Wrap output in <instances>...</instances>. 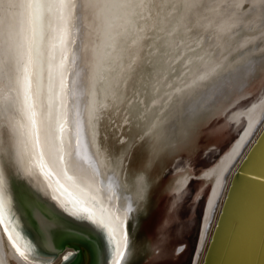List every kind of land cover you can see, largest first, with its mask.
Masks as SVG:
<instances>
[{
    "label": "bare ground",
    "instance_id": "obj_1",
    "mask_svg": "<svg viewBox=\"0 0 264 264\" xmlns=\"http://www.w3.org/2000/svg\"><path fill=\"white\" fill-rule=\"evenodd\" d=\"M16 1L12 10L19 12L18 22L15 20L19 24L26 14L25 2ZM41 1L39 28L42 26L43 34L32 58V77L52 147H47L51 150L48 157L42 151L43 167L47 168L46 174L56 178L55 184L63 187L75 206L93 210L106 230L115 231L112 236L116 235L115 226H122L125 239L115 247L110 264H126L131 253L129 223L137 215L148 186L146 174L139 180L137 172L128 181V167L142 151L138 147L131 152L130 164L127 162L126 156L135 141L132 136L137 132L140 135L136 140L148 141L145 122L153 127L162 116L170 128L163 141L165 152L197 115L212 110L208 103L214 92L228 83V94L237 89L240 94L248 74L251 72L253 79L258 76L256 64L260 67L256 66L258 72L264 67V0H130L126 7H110L112 0H37ZM245 2L249 6L247 11L241 7ZM32 10L30 6L29 14ZM87 21L95 24L94 40L99 52L93 105L103 120L89 155L74 142L65 119V94L71 84L74 58L71 47L80 25ZM242 27L250 32L235 35ZM35 69L39 70L38 79ZM189 89H193L190 94ZM263 118L264 103L258 106L256 99L237 112L234 120L246 122L243 135L197 176L203 183L212 184L197 250L205 240L227 176ZM117 120L121 127L114 131ZM132 121L139 122L140 127L127 137L122 131L125 126H132ZM110 123L115 126L111 130L120 145L113 149V154L109 142L104 145L101 136L103 125L108 127ZM156 136L159 138V134ZM153 152L148 168L160 154ZM186 171L174 174L173 195L179 194L193 177ZM5 215L1 205L0 264H58L71 256L68 249L53 260L34 257ZM10 237L25 256L16 252Z\"/></svg>",
    "mask_w": 264,
    "mask_h": 264
},
{
    "label": "water",
    "instance_id": "obj_2",
    "mask_svg": "<svg viewBox=\"0 0 264 264\" xmlns=\"http://www.w3.org/2000/svg\"><path fill=\"white\" fill-rule=\"evenodd\" d=\"M23 2L26 14L18 24L19 12L12 10L17 1L0 0V211L2 205L34 257L53 260L69 249L71 256L58 264H110L119 238L107 234L93 210L75 206L43 167L51 141L32 77L43 6ZM25 76L31 78L27 99ZM260 121L227 176L192 264H264V118Z\"/></svg>",
    "mask_w": 264,
    "mask_h": 264
},
{
    "label": "rangeland",
    "instance_id": "obj_3",
    "mask_svg": "<svg viewBox=\"0 0 264 264\" xmlns=\"http://www.w3.org/2000/svg\"><path fill=\"white\" fill-rule=\"evenodd\" d=\"M241 7L247 11L249 6L245 2ZM247 15L251 16L250 13ZM95 32V24L92 21L84 22L79 27L71 47L74 57L71 84L65 94L66 125L70 136L86 155H89L92 141L103 122L93 105L94 71L99 57L94 40ZM247 32L250 31L242 27L235 35H244ZM256 66L259 67L258 64ZM256 66L255 74L258 76L253 79L254 76L250 72L244 80L240 94H237L240 89L228 94V83L221 88V92H214L208 103L213 107L212 110L197 115L193 123L182 129L179 137L165 152H162L163 141L170 128L166 127L162 116L157 118L153 127L145 122V129L148 128L149 131H146L148 141L136 140L140 135L137 132L134 134L137 136H132L135 141L126 156L127 162L130 164L131 152L138 150V147H141L142 151L139 157L131 162L132 166L128 167V181L131 182L133 175L138 172L139 180L146 174L148 186L138 205L137 215L129 223L131 253L126 264H192L204 208L212 186L210 183H203L197 176L210 166L232 141L240 139L243 135L246 122L244 119L240 123L236 122L235 114L249 107L254 99L257 100L258 106L264 103V67L258 72ZM189 90L187 93H192L193 89ZM226 90L228 96L225 94ZM131 124L132 126H125L122 131L127 137H131V133L140 127L139 122L132 121ZM103 126V144L109 142L113 154V149L120 146L116 144L117 136L115 137L111 130L115 126L111 127V123L108 127ZM116 127L114 131L121 127L120 120H117ZM153 151H160V154L151 162L152 167L149 170L150 167L147 166L150 156L154 155H150ZM183 170L190 171L193 177L179 194L173 195L171 182L174 174ZM121 227L115 226V239L119 238L118 240L123 242L125 237ZM107 231L110 236L115 232L112 231V234L110 228Z\"/></svg>",
    "mask_w": 264,
    "mask_h": 264
},
{
    "label": "snow or ice",
    "instance_id": "obj_4",
    "mask_svg": "<svg viewBox=\"0 0 264 264\" xmlns=\"http://www.w3.org/2000/svg\"><path fill=\"white\" fill-rule=\"evenodd\" d=\"M130 3V0H112V3L109 5L110 7H126ZM26 71V68H25ZM24 88H25V96L27 99V93L31 91V78L28 76H25L24 78ZM32 117H35V112H32ZM33 123L35 121L33 120ZM6 134V129H5ZM9 239H12L11 237ZM13 247H15L16 252L19 253L20 256H25V253L21 251L20 247L16 244V241L12 239Z\"/></svg>",
    "mask_w": 264,
    "mask_h": 264
}]
</instances>
